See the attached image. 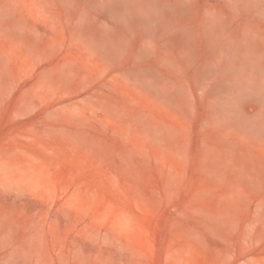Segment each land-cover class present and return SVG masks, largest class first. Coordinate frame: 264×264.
I'll return each instance as SVG.
<instances>
[{"label":"rangeland","instance_id":"obj_1","mask_svg":"<svg viewBox=\"0 0 264 264\" xmlns=\"http://www.w3.org/2000/svg\"><path fill=\"white\" fill-rule=\"evenodd\" d=\"M0 264H264V0H0Z\"/></svg>","mask_w":264,"mask_h":264}]
</instances>
